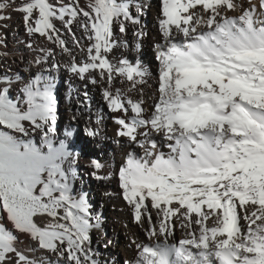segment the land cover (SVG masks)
<instances>
[{"label": "snow or ice", "instance_id": "1", "mask_svg": "<svg viewBox=\"0 0 264 264\" xmlns=\"http://www.w3.org/2000/svg\"><path fill=\"white\" fill-rule=\"evenodd\" d=\"M247 2L161 0L159 99L151 109L143 98L148 73L113 56L126 45L116 30L140 23L131 0L0 2V12L23 14L29 36L69 56L68 72L102 88L117 136L142 150L129 154L119 180L136 222L149 225L150 243L133 241L137 256L125 264H264V0L258 8ZM56 22L72 33L81 59ZM34 63L27 78L0 76V264H36L17 247L21 235L65 264H100L90 236L100 217L93 223L86 195L74 189L78 153L57 139L54 77L44 66L62 65L51 51ZM93 166L103 179L102 165ZM173 218L184 230L176 242Z\"/></svg>", "mask_w": 264, "mask_h": 264}, {"label": "bare ground", "instance_id": "2", "mask_svg": "<svg viewBox=\"0 0 264 264\" xmlns=\"http://www.w3.org/2000/svg\"><path fill=\"white\" fill-rule=\"evenodd\" d=\"M19 2L20 0H16L17 4ZM131 3L134 15L137 14L136 8H140L142 13L140 23L137 25L129 23L126 33H120L118 29L116 30V38L126 42V45L122 44L115 49L113 56L116 59L123 57L133 63H139L148 73L147 82L143 85V98L145 107L151 109L152 105L159 99V62L156 58L155 45L163 42L158 25L161 0H131ZM237 3L242 4L245 8L249 7L247 0H237ZM252 3L256 4L258 8L259 0H252ZM81 4L86 6V0H81ZM239 14V8L235 12L228 13L230 16H238ZM0 16L4 17L0 19V76L7 75L15 79V76L19 74L21 77L27 78L29 68L33 73L38 70L34 63L35 58L49 51H51L54 60L62 65L59 71L51 69V64L44 67L51 70L54 85L59 76H62L65 87L62 92L65 120L63 119V128L57 135V139H65L68 132H72L74 127H78L85 138L91 142V147L94 148L86 150V154H78L79 158L74 164L77 170L74 186H76L75 193L77 195H86L87 200L91 196V202L96 201L100 208L99 213H92V215L93 223H95L96 216L99 215L101 226L99 229H93L90 233L92 247L99 254L97 259L100 264H105L107 261L108 264H112L118 256L122 257V264H125V261L134 260L137 256V250L132 242L150 243L147 236L149 225L146 220L143 224L136 222L133 209L123 198L119 171L126 164L129 154L135 152L142 155V150L135 146H129L123 138L117 136L118 126L112 118L113 113L110 112L106 101L102 98V88L73 76L63 67L69 62L67 54L61 52L60 48L45 38L38 35L29 36L22 13L10 9L0 12ZM56 23L66 46L73 51L78 60L81 59L84 53L76 47L72 33L65 30L59 22ZM73 32L77 38H81L78 27H74ZM140 32L145 33L142 38H138L136 35ZM80 42L86 44L84 39H81ZM138 43L141 45L139 49L137 48ZM29 44L32 47H29ZM40 49H43L44 52H40ZM150 67H153L154 75L149 73ZM115 87L122 88L125 86L117 83ZM17 94V87H13L12 96L15 97ZM133 98L138 99L139 97L134 96ZM70 124L71 126H69ZM56 128L58 129L57 125ZM88 129L96 131L98 135L89 136L87 134ZM39 139V137H35V142L39 143ZM70 148L74 152L77 151L74 146L70 145ZM164 151L167 152V149L165 148ZM94 161L102 165L98 175L104 177L103 179H97L93 175L97 171L93 166ZM83 177L93 182L90 184V189L84 187L85 180ZM173 220L175 221V218ZM153 223L157 226L159 224L154 211ZM241 223L244 224V221ZM103 226L107 228L106 232L101 231ZM182 238H184V230L181 229L179 221H175V239L170 242H176ZM160 242H163V238ZM17 247L29 260L35 261L36 264H65L57 255L39 249L36 243L27 236H20Z\"/></svg>", "mask_w": 264, "mask_h": 264}, {"label": "rangeland", "instance_id": "3", "mask_svg": "<svg viewBox=\"0 0 264 264\" xmlns=\"http://www.w3.org/2000/svg\"><path fill=\"white\" fill-rule=\"evenodd\" d=\"M9 34L7 32V38H8ZM149 73L154 75V69L153 67L149 68ZM65 87L63 84V79L62 76L58 78V80L55 83V87H54V91H55V95H56V100H57V104H56V115H57V123L56 125L58 126L57 129V135L59 134V132L62 130L63 126V119L65 120V109H63V91H64ZM71 126V124L69 125ZM72 135L70 137L66 136L65 140L67 143H69V145L76 147V153L82 155V154H86V150H88L89 148L94 149L93 147H91V142L88 141V139L85 138V136L82 134V132L78 129V127H74V129L72 130ZM88 156V155H87ZM79 158V157H78ZM77 168H79L78 165H76ZM79 170V169H78ZM81 175V174H80ZM76 178H77V170H76ZM83 179L85 180L84 182V187L86 189H90V184H92L93 182H90V180H88L87 178L83 177ZM77 183V182H76ZM76 188V186H74V189ZM90 198L88 199V202L90 204V208H91V212L94 213H99L100 212V208L97 206L96 201H92L91 202V196H89ZM96 203V204H95ZM107 228L105 226L102 227V232H106ZM123 263V259L121 256H118L112 264H122ZM104 264V263H103ZM108 264V261L105 263Z\"/></svg>", "mask_w": 264, "mask_h": 264}]
</instances>
